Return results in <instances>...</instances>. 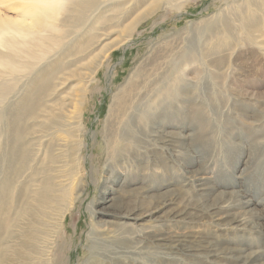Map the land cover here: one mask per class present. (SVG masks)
<instances>
[{"label": "rangeland", "instance_id": "rangeland-1", "mask_svg": "<svg viewBox=\"0 0 264 264\" xmlns=\"http://www.w3.org/2000/svg\"><path fill=\"white\" fill-rule=\"evenodd\" d=\"M21 5L20 0H8L0 5V13L11 20H18L22 14ZM94 10L84 26L78 24V33H86L77 35L69 52L62 51L60 58H50L49 62L42 64H53L56 59L60 62L58 70L53 68L49 71L60 73L47 92L52 96L47 99L51 108L61 109L63 105L67 110L58 130L65 129L67 125L75 127L78 122L82 131L84 129L81 171L77 169L70 179L63 178L64 170H69L70 166L66 169L64 164L60 165V177L54 180L59 190L56 197L62 196L65 189L68 191L67 199H60L58 205H52L53 211L46 209L50 213L45 218L48 231L55 229V224L61 221L57 229L59 233L54 234L52 241L58 242L60 237L64 243L61 254L63 264H83L88 257L85 240L90 229H106L104 226L98 228V221L103 222V215H93L100 209L99 192L108 186L106 179L108 183L117 180L112 185L115 190L125 188L130 195H136L141 193L143 184L133 180L125 186L123 176L126 177V173L132 179L137 177L135 173L138 171L146 176L160 173L159 169H146L140 164L145 161L144 156L138 158L140 160L136 164L125 163L126 160L117 159V156H128L129 161L134 160V148L144 152L145 139L153 134L157 124L168 121L167 113L171 114L169 112L178 107L186 108V123L189 124L181 133L186 134L189 142L197 132L202 136L200 143L192 141L190 146L185 147V163L188 166L185 171L204 167L203 177L209 186V194H213L208 198L209 202L218 197L233 201L244 200L241 195L246 199L253 197V205L245 210L250 217L258 213L262 215L254 221L264 230V0H99L98 8ZM128 35L131 42L115 49V45ZM87 37L91 41L87 49L80 53V46ZM107 48L113 50L107 53L105 69L100 68L92 76L93 63L99 60L100 51ZM136 72L141 73L142 78H135ZM34 74L31 73L26 82ZM90 76L92 82L84 99ZM133 79L135 83L127 86V82ZM142 85L144 88L140 90ZM125 87L124 98L129 104L126 115H134L138 144L132 142L133 147L115 153L117 156L114 158L109 149L105 150V116L111 96L125 90ZM138 91L147 92L140 101L137 100L141 96ZM19 96L20 93L11 94L0 104V109L6 112ZM197 117L204 122L199 131L192 128ZM169 119L170 125L174 126L179 121L172 115ZM6 127V121L1 120L0 184L7 173L3 161L5 156L2 159L8 147ZM167 130L179 132L176 128L169 127ZM74 132L73 141L76 140L77 130ZM55 136L58 144L66 143L64 133ZM121 143L118 142V148ZM44 146L39 148L40 156L31 165L33 169L38 164L42 166ZM252 152H255V161ZM71 159H75L74 154ZM174 167L172 165L169 170L173 178L178 173ZM254 169L263 176L251 181L248 176ZM61 171L64 172L61 174ZM30 174L27 172V175ZM27 175L24 173L22 178L15 180L14 187L18 188ZM235 180L238 183L233 188ZM78 183H84L83 197H79L76 191ZM169 184L159 193L168 190L169 195H177L179 187L173 182ZM227 184L231 186L226 187ZM159 185V181L155 183L156 187ZM185 196L184 206H192L193 198L196 200L197 197L192 192ZM122 209H126L125 206L117 204L110 211L122 212ZM190 211L184 223L175 224L174 235L181 234L201 244L210 242L216 248L230 249L235 254L258 253L264 257V238L259 240L256 234L251 233L236 238L233 235H215L216 231L209 227L210 220L204 212ZM235 211H239L238 208L233 213ZM164 216L165 213L158 214L151 221L146 218L138 226L149 227L155 222L161 224L159 220L166 219ZM127 223L128 226L123 227L126 234L140 230L133 222ZM153 259L154 264H208L205 260L187 261L184 256L170 262L157 253ZM262 260L264 258L258 261ZM144 262L148 264L146 260Z\"/></svg>", "mask_w": 264, "mask_h": 264}, {"label": "bare ground", "instance_id": "bare-ground-1", "mask_svg": "<svg viewBox=\"0 0 264 264\" xmlns=\"http://www.w3.org/2000/svg\"><path fill=\"white\" fill-rule=\"evenodd\" d=\"M7 1L0 0V5ZM20 1L22 14L18 20H11L0 13V104L11 94L20 93L18 100L13 101L6 112L0 109V121H6L8 139V147L2 156V159L5 156L3 161L6 163L7 173L0 184V264H63L61 254L64 243L60 237H58L59 243L52 241L54 234L59 233L57 229L61 221L55 224V229L48 231L45 218L50 213H47L46 209L50 208L53 211L52 205H58L60 199L64 201L67 199L68 191L65 189L62 196L56 197L59 190L54 180L60 177V165L64 164L63 167L66 169L70 166L69 170L61 171V174L65 173L63 178L70 179V175L77 169L81 171L80 156L84 129L82 131L78 122L75 127L67 125L65 129L58 130L67 110L63 105L61 109L51 108L47 99H51L52 96L47 92L52 81L60 73L49 71L53 68L58 70L60 62L56 59L53 64H42L49 62L50 58H56L62 51L69 52L77 35L83 36L86 33H78L77 28L80 24L84 26L90 14L98 8L99 0ZM130 38L131 36H126L115 45V49L131 42ZM90 41L89 37L85 39L80 46V53L83 49H87ZM111 50L113 49L107 48L100 51L99 60L92 65V76L100 68L105 69V59ZM33 72L35 74L26 82V78ZM134 75L135 78H142L141 73L136 72ZM134 79L128 81L127 86L133 85ZM91 82L90 76L86 82L84 99L87 97ZM143 86L140 90L144 88ZM124 89L111 96L105 116V150L109 149L114 158L117 156L115 153L133 147L134 142L138 144L134 115H126L129 104L124 98L127 88ZM138 93L141 94L137 99L140 101L146 97L147 92L138 91ZM185 110L186 108L178 107L173 112H169L171 114L167 113L168 121L157 124L153 134L145 139L142 147L144 152L134 148L132 153L134 160L127 161L128 156H117V159L126 160L125 163L135 162V164L140 160L138 158L144 156L145 161L140 164L146 169H159L160 173L146 176L138 171L135 173L137 177L133 179L126 173V177L123 176L125 186L134 182L133 180L143 184L141 193L136 195H130L125 188L115 190L112 185L116 184L117 180L108 183L106 179L105 183L108 186L99 192L100 209L93 214L103 215V222L98 221V228L104 226L106 229L100 231L90 229L85 240L89 252L83 264H146L145 260L148 264H154L153 257L156 253L170 262L178 260L179 256H184L187 261L205 260L208 264H264L263 260L258 261L264 258L262 255H257L258 253L235 254L230 249L216 248L210 242L201 244L184 235L173 234L175 224L184 223L189 211L194 210L206 214L210 220L209 227L216 231L215 235H233L236 238L251 233L256 234L259 240L264 238V230L254 221L262 215L258 213L250 217L249 212L245 210L253 205V197L246 199V196L241 195L244 200L234 201L215 197L216 199H211L209 202L208 198L213 194H209L211 193L209 186L203 177L204 167H198L196 171H185L186 168L188 169L185 163V147L190 146L192 141L193 143L202 141L198 132L190 142L186 134L181 133L186 129L185 126L189 125L186 123ZM171 115L179 120L176 126L170 125ZM193 122L196 125H192V128L196 131L204 126L203 120L199 117ZM169 127L179 129V132L168 131ZM75 130L77 135H75L76 140L73 141ZM60 132L66 135L67 140L69 138L65 144H58L56 140L55 135ZM119 141L122 143L118 148ZM44 144L42 166L38 164V167L33 169L31 165L40 156L39 148ZM72 154L75 156L74 160L71 159ZM252 155L255 161V152H252ZM172 165L176 166L174 168L178 173H181L180 175L177 173L175 178L169 172ZM243 171L244 169L242 173ZM27 172L31 174L27 175ZM24 173L27 175L25 181L18 188L14 187L15 180ZM258 176L263 175L254 169L248 178L255 181ZM158 181L160 185L156 187L155 183ZM169 182L179 187L180 191L177 195H169L168 190L159 193L170 185ZM84 183H78L76 186L79 197H83L85 193ZM235 183L238 182L233 181V188ZM228 186L231 185L227 184L226 187ZM187 190L197 197L196 200L193 198L192 206H184L185 194H191ZM117 204L124 205L126 209H122V212L110 211V208ZM235 208L239 211L233 213ZM90 209L91 207L88 208ZM164 213L166 219L159 220L161 224L155 222L156 224L149 227L138 226L146 218L148 221L155 220L158 214ZM64 218L65 216L63 220ZM128 221L133 222L140 230L126 234L123 227L128 226Z\"/></svg>", "mask_w": 264, "mask_h": 264}]
</instances>
